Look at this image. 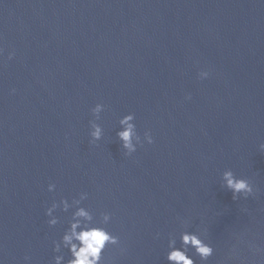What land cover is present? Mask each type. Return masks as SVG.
<instances>
[{
    "label": "water",
    "instance_id": "1",
    "mask_svg": "<svg viewBox=\"0 0 264 264\" xmlns=\"http://www.w3.org/2000/svg\"><path fill=\"white\" fill-rule=\"evenodd\" d=\"M0 48V264H54L74 209L50 226L46 208L81 192L120 238L102 264H169L184 230L214 249L195 264H264V0H0ZM129 112L153 137L130 156ZM226 169L254 194L233 199Z\"/></svg>",
    "mask_w": 264,
    "mask_h": 264
},
{
    "label": "clouds",
    "instance_id": "2",
    "mask_svg": "<svg viewBox=\"0 0 264 264\" xmlns=\"http://www.w3.org/2000/svg\"><path fill=\"white\" fill-rule=\"evenodd\" d=\"M3 49L0 48V54ZM15 55L14 51L8 53V58L11 59ZM209 76L208 70H201L198 73L200 79H206ZM14 91V90H13ZM190 98V95L189 97ZM106 105L103 103H96L91 108L94 119L89 121L91 142L95 143L101 140L103 136V128L101 124L97 123L100 119V114ZM135 114L129 112L118 119L119 129L116 132V137L120 141L121 148L125 155H131L137 150L138 145H142L145 141L148 144L153 143V137L150 131H145L143 139L137 132L135 124ZM260 149L264 151V143L259 145ZM223 186L231 190L233 199L240 197L247 198L254 194V187L249 179L238 177L231 169H226L222 173ZM48 191H54L56 185L54 183L48 184ZM88 197L87 192H81L78 198L74 197L71 202L68 199L62 198L59 202L53 201L50 206L46 208V215L49 217L47 223L52 226L59 222V217L55 215V211L59 208L67 212L70 208L74 209L71 213V219L68 222V227L64 230L61 238L54 241V252L59 253L54 256V264H102V255L108 245L119 246L120 238L108 231L105 227L112 217L109 212H101L100 219H94V214L88 208L82 206V201ZM157 237L159 233L156 234ZM180 244L177 246V238L170 234L168 239V251L166 259L169 264H195L193 256L189 253L194 250L195 255L200 257L202 262H206L210 256L213 255L214 249L212 245L204 238L202 234L197 231H181L179 234ZM249 250L254 255L264 256V248L257 246L252 242H248ZM62 249H67L70 257L65 260ZM124 251L123 248L120 249ZM232 254H236V248L233 247ZM25 262H30L29 255L24 256Z\"/></svg>",
    "mask_w": 264,
    "mask_h": 264
}]
</instances>
